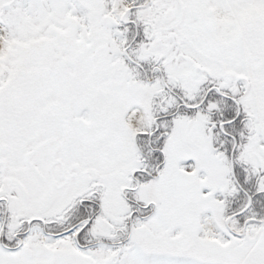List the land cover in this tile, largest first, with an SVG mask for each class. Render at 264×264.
<instances>
[{
  "label": "snow or ice",
  "instance_id": "obj_1",
  "mask_svg": "<svg viewBox=\"0 0 264 264\" xmlns=\"http://www.w3.org/2000/svg\"><path fill=\"white\" fill-rule=\"evenodd\" d=\"M0 264H264V0H0Z\"/></svg>",
  "mask_w": 264,
  "mask_h": 264
}]
</instances>
